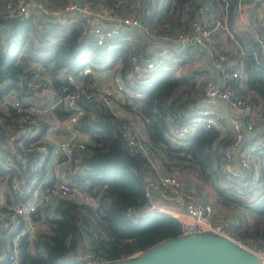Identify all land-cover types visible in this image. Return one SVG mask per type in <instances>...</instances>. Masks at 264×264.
Listing matches in <instances>:
<instances>
[{"label":"trees","instance_id":"16d2710c","mask_svg":"<svg viewBox=\"0 0 264 264\" xmlns=\"http://www.w3.org/2000/svg\"><path fill=\"white\" fill-rule=\"evenodd\" d=\"M2 1L6 0H0V4ZM43 1L51 7L68 2ZM86 1L96 6L100 2L113 4L118 0ZM217 2L226 15L231 12L234 0H161L143 17L150 31L148 35L139 34L135 29H125L98 45L90 36L81 33L83 27L88 26L87 20L82 17L64 24L33 16L0 20V93L12 90L22 102L33 99L39 102L46 100L38 86L40 82H47L55 95L59 96L76 86L90 84L93 80L92 70L101 71L108 65L112 73L122 75L130 68L131 55L143 61L155 54H147L139 47L130 46L131 39L128 38L134 37L135 43L141 38H160L178 25L186 24L198 7L203 5L207 19L209 6ZM207 21L210 24L215 22ZM163 23H167V26L159 28ZM133 31L140 38L132 36ZM127 35L129 37L125 38ZM226 55L235 58L241 69L240 84L233 79L229 83L239 95L249 93L256 96L259 111L264 117V59L260 49L253 53L238 50L235 54ZM115 59L117 66L112 64ZM37 66L41 69H37ZM164 66L165 61L156 54L154 66L147 72L142 85L141 90L146 94L125 98L120 103L140 123L139 133L152 162L140 153L128 150L123 143L114 124L122 123L134 130L127 118L113 115L99 102L84 98L77 100L84 111L74 128L87 134L89 141L76 155L75 167L71 164L74 173L70 179L85 193L95 196L96 202L77 203L58 198L52 203L51 214H46L47 206L39 205L31 213V220L40 221L48 227L49 232L36 231L33 237H17L20 263L78 264L77 248L82 247L84 242V248L101 255L109 263L128 258L133 252L143 251L161 239L178 236V220L165 212L151 210L144 214L142 212L137 219L132 216L139 213L136 210L144 203L147 180L154 178L159 171L173 173L187 187L191 178L200 182L210 181L213 198L210 200L212 203L208 202L231 211L227 217L230 237L245 244L264 247V150L258 154L255 151L260 163L259 178L263 182L261 188L257 189L254 201L248 202L231 189H224L226 187L221 182L229 185L232 180L216 172L213 162L221 159V149L228 141L229 129L223 119L218 120L223 128L216 125L204 127L202 121H198L190 132L175 135L173 131L177 127L188 125L191 121L190 116L183 114V109L188 105H197L199 96L194 94L201 91L202 85L194 88L184 74L165 72ZM85 68H88L87 72H83ZM45 76H48L47 79ZM10 112L12 109L8 107L7 113ZM51 113L61 119L66 110L61 103H57ZM4 117L9 118L7 114ZM45 125L44 121L42 127ZM22 132L23 127L15 124H6L5 129L0 127V146H4V154L13 163L10 169L0 167V181L4 182L5 189L13 193L14 200L18 198L10 187L13 176L25 180L33 178L38 182L43 171L42 162L35 164L40 154L28 155L24 161L18 156L20 146L17 142ZM37 137L38 134L29 139ZM29 139L21 141V148L28 147ZM39 144V141H35L33 149ZM48 144L45 143L47 147ZM33 164L35 168L31 169ZM212 174L215 175L213 179ZM50 183L52 181L43 182L42 186ZM126 207L134 211L127 214ZM144 218H150L146 232L156 231L150 239L142 237L145 230L141 229V221ZM15 232L8 220H0V252L8 250Z\"/></svg>","mask_w":264,"mask_h":264},{"label":"built area","instance_id":"2783aa9c","mask_svg":"<svg viewBox=\"0 0 264 264\" xmlns=\"http://www.w3.org/2000/svg\"><path fill=\"white\" fill-rule=\"evenodd\" d=\"M159 2L161 0H118L113 4L100 2L92 6L86 0H68L62 6L51 7L43 0H6L0 4V20L33 16L64 24L78 17L87 21L92 18L95 21L84 26L81 33L90 36L98 45L119 35L125 29H135L139 34L148 35L150 31L143 17ZM262 4L264 6V0ZM204 9V5L198 7L192 19L186 24L178 25L172 32L161 35L160 39L168 45L186 49L188 54H196L201 50L208 51L215 42V33L221 23L215 21L210 24ZM1 36L0 26V43ZM259 49L264 59V47L261 46ZM155 60L156 54L143 61H139L136 55H131L130 68L122 75L113 73L109 77V84L98 86L97 82L92 81L85 86H76L59 96L55 95L47 82H40L38 86L46 96L45 101L38 102L33 99L22 102L12 90L0 93L1 129H5L6 124L23 127L22 137L17 142L20 146L18 156L24 159L28 155H35V152H32L35 141L40 142L34 149L38 155L40 154L35 164H40L45 155L47 149L45 143L51 142L57 154L54 164L56 176L49 185L42 186L41 180L35 182L33 178L25 180L23 177L13 176L10 187L17 192L18 200L0 204V220H8L11 228L16 232L8 250L0 252V264H22L17 237L30 234L34 230L30 215L39 205L47 206V212L50 214L52 203L58 198H66L77 203L96 202L95 196L85 193L70 179L74 173L71 164L75 167L78 151L89 141L87 134L74 128V124L84 111L77 100L84 98L99 102L117 116L114 108L117 96H119L118 100L123 102L125 98L142 97L146 94L141 90L142 85ZM39 67L37 66V69H41ZM210 68L212 73L204 78L201 86L202 104L185 107L183 114L190 116L191 121L188 125L177 127L173 133L182 136L190 132L198 121H202L204 127L216 125L223 128V125L218 123L219 119H223L230 133L228 141L221 149V159L213 162V168L228 180H232L229 185L221 182V185L226 187L224 189H231L234 194L251 202L255 200L257 189L261 188L263 182L259 178L260 163L255 156L256 150H264V117L259 111V100L249 93L237 94L229 83V80L233 79L238 82L236 84H240L241 69L235 58L219 53L211 59ZM87 71L88 68L83 69V72ZM45 77L47 79L48 76ZM57 103H61L66 110L65 116L61 119L51 113L52 107ZM8 107L12 112L7 113ZM4 114L9 118L5 119ZM44 121L46 125L42 127ZM114 126L119 130L120 137L128 150L138 152L152 162L141 133L131 130L122 123H115ZM50 133H55V140L49 138ZM37 134L36 139H29ZM24 139H29L28 147L25 149L21 148L20 144ZM3 148L4 146H0V167L10 169L13 163L6 157ZM35 164L31 169L35 168ZM32 171L34 176V170ZM168 208L180 210L188 217L185 220L178 219V236L189 233H213L225 236L242 249L253 253L259 264H264V247L245 244L230 237L229 218L217 212L205 200L202 191L194 186H185L173 173L159 171L154 178L147 180L144 203L136 211L157 210L169 214ZM132 211L134 210L130 207L125 209L127 214ZM76 260L78 264L108 263L101 255L87 248L80 249L76 253Z\"/></svg>","mask_w":264,"mask_h":264},{"label":"crops","instance_id":"0c3cea01","mask_svg":"<svg viewBox=\"0 0 264 264\" xmlns=\"http://www.w3.org/2000/svg\"><path fill=\"white\" fill-rule=\"evenodd\" d=\"M253 2L254 0H234L232 10L228 15L224 13L225 11L219 2L213 4L211 3L212 5L209 6L207 19L209 21L217 20L219 21V23H221V26L217 28V31L215 33V43L212 47L209 48L208 51L201 50L198 51V53L196 54H188L186 52V49L168 45L167 43L162 41L159 36L149 39L141 38L136 43L134 42V37L128 38V35L124 37L131 39L130 46H135L136 48L139 47L140 49H143L144 52L147 54H158L162 58V60L165 61L163 71L171 72L174 75L184 74L192 87H200L203 84L204 78L212 73V69L210 68V61L218 53L235 54L238 50L253 53L261 46L264 47V6L262 4V0H259L258 3L251 10ZM94 21L95 19L90 18L87 22L92 23ZM163 25L167 26V23L161 24L159 28L163 27ZM132 33L134 34L132 36L139 37L136 31H133ZM112 64L113 66H117V59H115ZM106 72L107 70L104 69L101 71L92 70V81H108L110 76L108 74L106 78ZM194 95L196 97L199 96L196 101L197 105L202 104L200 90L196 91ZM250 95L253 98L255 97L252 94ZM118 98L119 96L116 97L114 106L116 113L118 114L117 116L127 118L128 121L132 123V127L135 129V131L141 132L140 123L136 121V119L130 113H128L125 109L121 107L120 103L122 102H120ZM55 137V133L49 134V138L51 140H55ZM48 145L49 147H47L45 155L43 156V159L41 161L43 171L40 180L43 182H53L56 176L54 164L56 161L57 154L54 151L52 143L50 142ZM81 150H79L78 153ZM32 151H34V149ZM34 152L38 153L37 151ZM24 160L25 158H22V161ZM13 192L17 193L14 190ZM10 201H14L13 193H10V190L8 189L0 188V204L7 203ZM215 210L217 212H220L219 209L215 208ZM168 213L169 215L172 214V217L176 218L177 220L179 218L183 220L188 219L186 215H184L180 210H177L175 208H168ZM46 214L49 213L46 211ZM33 224L34 230L30 234H27L28 237H33V234L36 231L49 232L48 227L42 224L40 221H33ZM84 246L85 242L83 243L82 247L77 248V252L80 249H84ZM136 252L138 251H135L132 254Z\"/></svg>","mask_w":264,"mask_h":264},{"label":"water","instance_id":"95a60500","mask_svg":"<svg viewBox=\"0 0 264 264\" xmlns=\"http://www.w3.org/2000/svg\"><path fill=\"white\" fill-rule=\"evenodd\" d=\"M259 0H254L251 10ZM107 264H259L256 256L228 237L189 233L161 239L128 258Z\"/></svg>","mask_w":264,"mask_h":264},{"label":"rangeland","instance_id":"374dc122","mask_svg":"<svg viewBox=\"0 0 264 264\" xmlns=\"http://www.w3.org/2000/svg\"><path fill=\"white\" fill-rule=\"evenodd\" d=\"M211 62V61H210ZM104 70H107L106 74H105V77L107 78L108 74L109 76H111L113 73L111 71V68L107 65V68H105ZM96 84H98V86H101V85H106V84H109V80L108 81H98ZM198 120V119H197ZM135 131V129H134ZM259 153V151H257V154ZM215 175L212 174V179ZM188 186H194L196 188H198L199 190L202 191L203 195H204V198L207 199V201H210L212 198H213V192H212V187H211V184H210V181L208 180H205L203 182H200V180L196 179V178H191V182L188 183ZM0 188L1 189H5V184L3 181H0ZM257 193V192H256ZM211 202V201H210ZM212 203V202H211ZM214 204V208L216 209H219L220 212L222 214H224V216L227 218L229 216V214L231 213V211H228L227 209L221 207V206H218L216 205L215 203ZM143 211L139 210V213L136 212V213H133V217L135 219H137L138 215L140 216V214H142ZM145 212H143L144 214ZM137 217V218H136ZM144 217V216H143ZM150 224V218H144V221H141V229L145 230L148 225ZM230 231V230H229ZM156 234V231H147L145 230V233L142 234V237L143 238H147V239H150L152 238L154 235Z\"/></svg>","mask_w":264,"mask_h":264}]
</instances>
